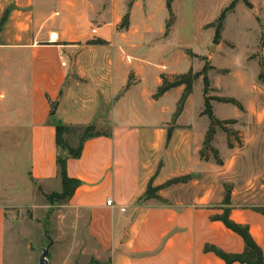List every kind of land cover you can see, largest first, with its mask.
Masks as SVG:
<instances>
[{
  "label": "crops",
  "instance_id": "0c3cea01",
  "mask_svg": "<svg viewBox=\"0 0 264 264\" xmlns=\"http://www.w3.org/2000/svg\"><path fill=\"white\" fill-rule=\"evenodd\" d=\"M55 1L53 16L42 0H0V264H8V213L31 203L34 188L45 194L50 187L61 189L56 124L95 126L100 133L84 141L78 158L66 160L67 176L79 181L68 204L88 214L86 229L97 247L92 264H225L206 247L240 253L244 243L211 219L224 208L231 220L248 226L264 256L259 60L248 53L235 66L243 96H223L210 86L211 96L234 98L243 108L211 101L218 119L236 120L232 128L242 138V146L229 148L217 129L221 164L199 157L209 124L201 114L203 96L195 114L201 128L186 118L202 75L178 114L183 85L154 97L161 74L200 72L205 65L208 81L212 73H232L215 61L225 47H234L223 35L225 22L240 10L263 27L264 0H246L251 7L239 0L226 14L217 43L210 24L232 0H170L168 27V0ZM184 24L189 40L181 36ZM95 39L103 43H88ZM250 64L255 68L247 76ZM219 105H232L231 115L215 113ZM186 175L187 182L162 186ZM149 184L158 198L146 197ZM108 199L113 206L106 205Z\"/></svg>",
  "mask_w": 264,
  "mask_h": 264
},
{
  "label": "rangeland",
  "instance_id": "374dc122",
  "mask_svg": "<svg viewBox=\"0 0 264 264\" xmlns=\"http://www.w3.org/2000/svg\"><path fill=\"white\" fill-rule=\"evenodd\" d=\"M42 3L41 7L46 14L53 12L51 13L53 16L57 15L55 0H42ZM186 10L182 8L183 18H187ZM261 15L264 19V9ZM94 26V24L91 25V28ZM119 26L121 28L123 22ZM181 26L179 28L181 36L189 40L190 27L185 24ZM223 35L231 41L234 47H225L215 61L219 60L218 64L232 69V73L228 75L210 74V86L217 88L218 93L223 96H243L244 91L236 85L233 72H235V66H239L248 53L262 63L264 59V21L263 27L260 28L259 23L253 17L238 10L225 22ZM254 68L253 64L247 66V76H252ZM200 72H206V65ZM202 94L203 85L200 79L196 82L186 106L187 121L192 122L196 129L202 126V120L195 117L196 112L202 107ZM209 94L211 95L212 92ZM219 106L215 113L222 116L231 115L230 109L234 108L232 105ZM77 137L75 132L63 134L64 141L71 148L77 146ZM231 140L235 144L234 137H231ZM214 142L220 144L215 135L211 142L212 147H214ZM210 157L212 156L209 153L208 158ZM20 187L22 188V184ZM51 189L53 187L48 189V193L60 190L52 191ZM44 194L42 190L34 188L31 203L14 208L8 213L6 228L8 264H38L41 251L48 244L49 239L52 240L47 255L49 264H92L97 247L86 229L88 214L70 206L68 200L48 202Z\"/></svg>",
  "mask_w": 264,
  "mask_h": 264
},
{
  "label": "trees",
  "instance_id": "16d2710c",
  "mask_svg": "<svg viewBox=\"0 0 264 264\" xmlns=\"http://www.w3.org/2000/svg\"><path fill=\"white\" fill-rule=\"evenodd\" d=\"M239 0H232L225 8L222 9L220 12L218 18L215 22L211 23L210 26L214 27V39L213 43H217L220 38V33L223 27V21L225 19V16L228 12L232 11L236 5V3ZM246 6L251 7L250 3H248L246 0H242ZM167 8L170 14V17L166 23V27H168L172 21V13L170 8V0L167 2ZM3 23V20L0 22V27ZM88 43H95V44H101L103 43L100 39L91 40ZM202 75L203 79V110L201 112L202 115H206L209 124L206 129L204 139L201 145V148L199 150V157L201 159L207 160L208 154L210 153L213 159L217 164H221L222 161L218 156V151L212 147L211 142L213 140V137L219 129L221 132H223L226 136L227 146L229 148L233 147V142L231 140V137H234L235 143L238 147L242 146V138L238 131L234 130L232 128V125L236 123V120L234 119H226L221 120L218 119L212 111V105L211 101L215 100L222 103H230L232 105H235L239 109H243L242 105L236 101L234 98H226V97H219V96H211L209 95L210 92V85L208 78L205 73L201 72H193L191 69L188 70L185 73L175 74L171 76H167L165 74H161V84L158 86L154 97H158L167 90L174 88L179 85L184 86V90L182 95L180 96L178 103H177V109L176 114H178L184 104V101L188 97V95L192 91V87L194 82L197 80V78ZM258 80L262 83H264V64L260 63V72L258 74ZM55 132H56V144L58 146V154L56 157V163L58 167V174L61 182V189L58 192H51L44 194L46 200L48 202L53 201H64L69 200V198L72 196L74 190L79 185V181L72 179L67 176L66 173V160L67 158H78L80 156L81 148L85 140L91 137H95L100 135L98 131H96L95 126H86V127H72V126H65L56 124L55 125ZM68 132H75L77 134V146L75 148L69 147L66 142L63 139V134ZM191 178L190 175L182 176V177H175L168 181H166L162 186H170L173 184L181 183V182H187ZM156 188H152L149 184L146 190V197H154L158 198L155 195ZM229 189L226 187V195L224 198V203L227 204L229 202ZM262 213H264V209L261 210ZM212 220H219L221 221L226 228L231 230L232 232L238 234L244 243V249L240 253H227L220 249H217L216 247H206V250H210L214 252L218 257H220L225 264H231L233 262H239L241 264H264V256L262 254V251L260 247L255 243L253 238L251 237L248 226L245 224L236 223L233 220L229 218V209L224 208L222 213L219 215H214L211 217Z\"/></svg>",
  "mask_w": 264,
  "mask_h": 264
},
{
  "label": "water",
  "instance_id": "95a60500",
  "mask_svg": "<svg viewBox=\"0 0 264 264\" xmlns=\"http://www.w3.org/2000/svg\"><path fill=\"white\" fill-rule=\"evenodd\" d=\"M213 48H214V46L212 45L210 47V53L213 52ZM55 107H56V105L53 104L52 108H51V113H54ZM51 245H52V240L49 239L48 240V244L41 251V254H40L39 260H38V264H49L47 255H48L49 248H50Z\"/></svg>",
  "mask_w": 264,
  "mask_h": 264
},
{
  "label": "built area",
  "instance_id": "2783aa9c",
  "mask_svg": "<svg viewBox=\"0 0 264 264\" xmlns=\"http://www.w3.org/2000/svg\"><path fill=\"white\" fill-rule=\"evenodd\" d=\"M106 205H108V206H113V203H112V201H111L110 199H108V200L106 201ZM123 210H124V208L121 207V211H123Z\"/></svg>",
  "mask_w": 264,
  "mask_h": 264
}]
</instances>
